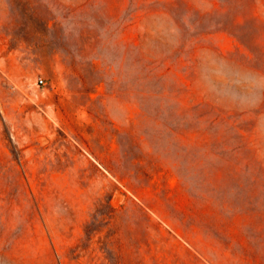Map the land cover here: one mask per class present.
<instances>
[{
    "label": "rangeland",
    "instance_id": "rangeland-1",
    "mask_svg": "<svg viewBox=\"0 0 264 264\" xmlns=\"http://www.w3.org/2000/svg\"><path fill=\"white\" fill-rule=\"evenodd\" d=\"M0 264H264V0H0Z\"/></svg>",
    "mask_w": 264,
    "mask_h": 264
},
{
    "label": "built area",
    "instance_id": "built-area-1",
    "mask_svg": "<svg viewBox=\"0 0 264 264\" xmlns=\"http://www.w3.org/2000/svg\"><path fill=\"white\" fill-rule=\"evenodd\" d=\"M37 81H38L39 83H41V82H42L41 78H38V79H37Z\"/></svg>",
    "mask_w": 264,
    "mask_h": 264
}]
</instances>
